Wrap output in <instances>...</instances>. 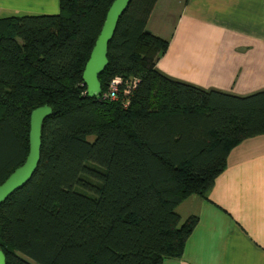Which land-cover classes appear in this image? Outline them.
<instances>
[{
	"label": "trees",
	"instance_id": "1",
	"mask_svg": "<svg viewBox=\"0 0 264 264\" xmlns=\"http://www.w3.org/2000/svg\"><path fill=\"white\" fill-rule=\"evenodd\" d=\"M112 1L0 19V183L27 154L29 113L51 111L33 175L0 204L4 264L179 258L197 218L181 221L176 207L205 197L228 152L264 135V89L236 96L156 70L167 48L146 29L156 0L129 1L87 98L82 69ZM114 79L116 98H101Z\"/></svg>",
	"mask_w": 264,
	"mask_h": 264
},
{
	"label": "crops",
	"instance_id": "2",
	"mask_svg": "<svg viewBox=\"0 0 264 264\" xmlns=\"http://www.w3.org/2000/svg\"><path fill=\"white\" fill-rule=\"evenodd\" d=\"M57 12L58 0H0V19ZM146 29L167 41L163 75L236 96L264 89V0H156ZM175 211L197 222L161 264H264V135L233 147L206 196Z\"/></svg>",
	"mask_w": 264,
	"mask_h": 264
},
{
	"label": "water",
	"instance_id": "3",
	"mask_svg": "<svg viewBox=\"0 0 264 264\" xmlns=\"http://www.w3.org/2000/svg\"><path fill=\"white\" fill-rule=\"evenodd\" d=\"M130 0H113L106 13L100 31L89 52L88 58L83 66L81 80L85 86V95L92 98L99 91L98 75L106 67V48L112 38L116 23L125 10ZM50 108L42 106L33 109L28 117V149L27 154L17 168H15L0 183V204L11 194L22 188L33 175L38 160L40 147V130L43 120L49 116ZM0 264H4V256L0 251Z\"/></svg>",
	"mask_w": 264,
	"mask_h": 264
},
{
	"label": "built area",
	"instance_id": "4",
	"mask_svg": "<svg viewBox=\"0 0 264 264\" xmlns=\"http://www.w3.org/2000/svg\"><path fill=\"white\" fill-rule=\"evenodd\" d=\"M135 81L131 82L130 88L133 86ZM120 84V81L118 79H114L111 84L109 85L108 90L101 95V98H108L110 100H114L117 96L118 92V85ZM127 88V87H126ZM128 88L123 91L124 94H128Z\"/></svg>",
	"mask_w": 264,
	"mask_h": 264
}]
</instances>
